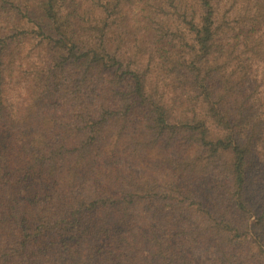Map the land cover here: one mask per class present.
Masks as SVG:
<instances>
[{"label": "trees", "instance_id": "trees-1", "mask_svg": "<svg viewBox=\"0 0 264 264\" xmlns=\"http://www.w3.org/2000/svg\"><path fill=\"white\" fill-rule=\"evenodd\" d=\"M260 108L263 0H0V264H264Z\"/></svg>", "mask_w": 264, "mask_h": 264}, {"label": "rangeland", "instance_id": "rangeland-1", "mask_svg": "<svg viewBox=\"0 0 264 264\" xmlns=\"http://www.w3.org/2000/svg\"><path fill=\"white\" fill-rule=\"evenodd\" d=\"M257 117L264 121V110L262 108H260L257 111ZM262 144H263V136L261 138L260 143L258 144L257 157H255V163L258 169H261L262 163L264 162V151H263L264 147H262ZM151 175L155 178H160V177H164L165 174L155 170L154 172H151ZM216 182H217L216 177L210 176L207 179H204L196 184H193V187L203 196L208 195V194L211 195L217 192V186L215 184ZM249 223H255V219L254 218L249 219ZM240 224L241 223H238V225ZM186 225H187L186 227L190 229L193 226V222L189 221L186 223ZM254 233H259L258 227H253V231L251 232V234L254 235L253 240H255V237H256V234ZM256 246H259V245H256ZM206 247H210V243H207ZM201 257H202V254H197L196 263Z\"/></svg>", "mask_w": 264, "mask_h": 264}]
</instances>
